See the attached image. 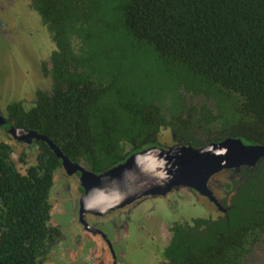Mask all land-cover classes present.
Segmentation results:
<instances>
[{"label":"trees","instance_id":"16d2710c","mask_svg":"<svg viewBox=\"0 0 264 264\" xmlns=\"http://www.w3.org/2000/svg\"><path fill=\"white\" fill-rule=\"evenodd\" d=\"M33 7L57 46L55 84L30 106L13 102L11 125L48 136L95 171L173 132L193 147L227 138L264 144V0H33ZM9 123H0V258L47 264L62 235L53 189L63 160L43 140L16 152ZM245 167L229 216L176 225L167 264H251L264 232V157Z\"/></svg>","mask_w":264,"mask_h":264},{"label":"flooded vegetation","instance_id":"af4514ba","mask_svg":"<svg viewBox=\"0 0 264 264\" xmlns=\"http://www.w3.org/2000/svg\"><path fill=\"white\" fill-rule=\"evenodd\" d=\"M44 34L50 36L52 47L48 55L41 54L45 62L40 63L38 73L25 55L22 38L42 52L47 43ZM5 49L10 61L15 60L20 66L12 64V69L8 71L10 92L6 97L0 96V112L5 119L3 125L11 122L8 109L13 102L25 103L35 95V103L40 92L51 93L54 89L53 55L57 46L48 25L33 7V0H0V55ZM42 84H51V89L43 88ZM11 126L14 125L9 123L6 134H11ZM14 141L22 149L31 144L17 139ZM207 141H203V144ZM220 142L213 141L204 146ZM161 144L155 146H190L177 139L174 132ZM259 161L255 165L224 168L214 173L208 182V195L193 188H173L164 194L143 196L102 215L86 213L85 216L81 215V199L86 193L83 171L102 174L109 169L95 171L83 158L71 160L73 165L68 167L62 162L56 173L53 191L59 193L56 201L61 199L59 196L64 199L57 203L59 207L55 206V212L58 211L62 218H68L73 229L66 231L61 227L62 235L54 253L61 264H167V250L174 241L176 225H185V221L192 224V219L198 217L227 218L232 199L243 178L240 172L245 166L254 170ZM197 213L202 215L198 216ZM252 246L253 249L264 246V232Z\"/></svg>","mask_w":264,"mask_h":264},{"label":"water","instance_id":"95a60500","mask_svg":"<svg viewBox=\"0 0 264 264\" xmlns=\"http://www.w3.org/2000/svg\"><path fill=\"white\" fill-rule=\"evenodd\" d=\"M0 123H5L1 112ZM10 132L19 141H46L65 166L73 165L48 136L15 126H11ZM262 157L264 145H248L240 138H229L203 147L152 146L102 174L83 171L86 193L81 199V215H102L143 196L164 194L173 188H193L208 195V182L214 173L224 168L255 165ZM0 264H3L1 258Z\"/></svg>","mask_w":264,"mask_h":264},{"label":"rangeland","instance_id":"374dc122","mask_svg":"<svg viewBox=\"0 0 264 264\" xmlns=\"http://www.w3.org/2000/svg\"><path fill=\"white\" fill-rule=\"evenodd\" d=\"M44 35H45V39H47V40H45V41H47V43L44 47L45 49H43L42 52L40 51L41 49H37L36 47H33V46L31 47L30 44H28V42L24 38H22L23 44H24L23 47L26 49L25 55L28 59H30V63H32V66L36 69H38L41 66L40 65L41 62H43V64L45 62V60H42L43 56H41V54L46 53L48 55V51L52 47L51 43L49 42L50 36H48L46 34H44ZM36 50L38 52H36ZM8 56H10V55L7 53L6 49L3 50L2 54L0 55V96L2 98L6 97L7 92H10L9 87H8L10 83L8 82V80L11 81V78H8V75H9L8 71L10 69H12V67H11L12 64L16 65V66H18V65L20 66V64L17 61H15V60L10 61V58ZM38 73H39V69H38ZM18 80H19V78L17 79V81ZM42 86H43V88H46L47 90L51 89V84H48V86L42 84ZM9 95H10V93L8 94V96ZM35 98L36 97L34 95V96L30 97L29 100H26L25 101L26 105H29V106L32 105L34 103ZM6 100H7V102L9 101V99H7V98H6ZM11 144L13 145V148L16 152H20L22 150V146L18 145L16 143V141L12 140ZM58 194L59 193H56V194L54 193V195H55V206L56 207H59L57 203L64 199V197L59 196V198H61V199L56 201ZM197 215L199 216L202 214L197 213ZM54 221L56 223H58L60 225V227H62L66 231L73 229L72 223L71 224L69 223V219L64 218V217L62 218L61 214H59L58 211H56L54 213ZM57 256L58 255L56 253H54L52 255L51 260L47 264H61L59 259L57 258ZM249 256H250L249 261L251 262V264H264V246L256 247L255 249H253L251 251Z\"/></svg>","mask_w":264,"mask_h":264}]
</instances>
